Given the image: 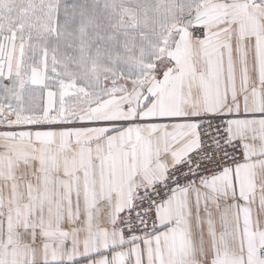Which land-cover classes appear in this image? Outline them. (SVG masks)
<instances>
[{
  "label": "snow or ice",
  "instance_id": "6c2138e0",
  "mask_svg": "<svg viewBox=\"0 0 264 264\" xmlns=\"http://www.w3.org/2000/svg\"><path fill=\"white\" fill-rule=\"evenodd\" d=\"M0 264H264V0H0Z\"/></svg>",
  "mask_w": 264,
  "mask_h": 264
}]
</instances>
